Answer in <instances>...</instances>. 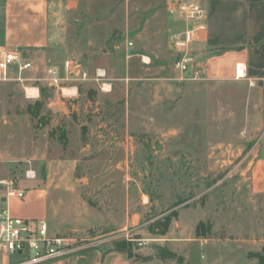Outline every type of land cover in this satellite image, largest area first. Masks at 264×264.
Here are the masks:
<instances>
[{
	"label": "rangeland",
	"instance_id": "obj_1",
	"mask_svg": "<svg viewBox=\"0 0 264 264\" xmlns=\"http://www.w3.org/2000/svg\"><path fill=\"white\" fill-rule=\"evenodd\" d=\"M48 2L54 60H33L23 81H0V178L30 189L56 172L47 165L51 159H76L75 178L93 179L72 178V202L85 212L114 205L117 214L76 217L82 224L59 233L71 238L74 252L124 241L134 264H264V192L253 191L249 173L264 154V94L249 83H213L202 74L178 79L171 15L160 3ZM67 60L74 73L51 87L57 95L38 78ZM96 67L110 68L108 75L95 78V89L82 85L77 72ZM123 69L138 79L117 81ZM73 85L78 93L66 89ZM91 126L102 136L91 138ZM75 130L81 143L93 140L91 149L67 144V132ZM134 192L138 215L128 218L121 210L134 205ZM4 258L13 264L27 252H0V264Z\"/></svg>",
	"mask_w": 264,
	"mask_h": 264
},
{
	"label": "crops",
	"instance_id": "obj_2",
	"mask_svg": "<svg viewBox=\"0 0 264 264\" xmlns=\"http://www.w3.org/2000/svg\"><path fill=\"white\" fill-rule=\"evenodd\" d=\"M126 1L160 3L165 6L167 15H169L168 5L179 0ZM191 1L197 2L205 14L204 28L198 31L196 40L191 44L203 80L234 86H243L249 83L251 87L259 89L264 94L262 87V81H264V0ZM168 26L170 38L174 33L182 30L185 25L181 20L171 16ZM48 45V0H0V49H10L9 47L12 46L31 61L54 60L49 55ZM145 58L148 59L147 56ZM109 70L110 68L106 67L88 68L87 73L91 75L85 79L82 85L92 87V89L97 88L96 74L106 75ZM123 74L116 80L123 81L126 83L125 85L138 79L130 76L127 69H123ZM104 84L107 87L111 86L109 82ZM42 85L45 86L44 82ZM31 88L35 94H38V85L31 86ZM66 89L72 94L78 93L76 85ZM58 90V88L54 89L57 95L59 94ZM88 133L91 138L102 136L101 131L92 126ZM67 135L69 137L68 145L77 146L81 150H89L93 147V140L81 143L80 131L75 130L74 134L72 131L67 132ZM71 137L75 140L73 141ZM54 161L55 159H51L47 165L54 167L56 172L52 175L50 169L44 183L40 180L39 185L36 184L34 188L25 189L22 199L10 197L3 204L12 216L42 219L47 223L51 235L62 236L59 233H65L66 229L72 228L68 225L82 224L75 218H83L84 215H88V212L92 216H99L100 219L117 214L114 205L88 208L86 212L76 207V204L72 202L75 189L71 181L82 180L89 183L93 177L75 178V172L79 165L76 159L71 161L67 158L65 161L60 159ZM93 166L97 167L98 165ZM88 168L90 166H84V170L87 171ZM249 173L253 191L264 192V154L253 162ZM137 199V193L134 192L132 197L134 205L124 206L121 210L123 216L133 218L138 215L137 211L133 210ZM64 215L72 218L67 221V225L64 221H61L62 224L58 221V218ZM109 248L92 247L79 251V253L72 252L61 258L49 259L42 264H134L126 253L109 250ZM82 252L85 253V257L80 258L79 254Z\"/></svg>",
	"mask_w": 264,
	"mask_h": 264
},
{
	"label": "built area",
	"instance_id": "obj_3",
	"mask_svg": "<svg viewBox=\"0 0 264 264\" xmlns=\"http://www.w3.org/2000/svg\"><path fill=\"white\" fill-rule=\"evenodd\" d=\"M167 10L171 16L181 20L185 25L182 30L170 37L172 49L175 51L172 69L180 80L199 79L202 73L197 67L191 44L196 40L198 31L204 28V11L197 2L191 0L173 2L168 5ZM71 66L73 65L70 60L64 62L62 69L47 66L43 71V77L38 80L50 87L61 86L68 79L67 75L74 73ZM33 68V62L25 58L19 50L0 49V81L10 79L23 81L26 78L22 77V73ZM13 69L16 70L14 77L11 76ZM77 73H81V79L88 77L87 71ZM102 76L96 74L95 77ZM262 86L264 88V82ZM71 95L64 96L72 98ZM16 182L14 177L0 178V252L21 254L26 251L27 258L13 264H42L49 259L61 258L77 250L71 238L51 235L44 220L14 217L9 213L8 208L3 205L7 199L10 197L22 199L25 195V189L20 188ZM2 264H9L6 258Z\"/></svg>",
	"mask_w": 264,
	"mask_h": 264
},
{
	"label": "trees",
	"instance_id": "obj_4",
	"mask_svg": "<svg viewBox=\"0 0 264 264\" xmlns=\"http://www.w3.org/2000/svg\"><path fill=\"white\" fill-rule=\"evenodd\" d=\"M40 105V103L39 102H36V109H39V106ZM117 250V251H121V252H124V253H126L127 254V256L129 257V258H131L132 257V254L130 253V251L127 249V247H126V243L124 242V241H122V242H117L113 247H111V248H109V250Z\"/></svg>",
	"mask_w": 264,
	"mask_h": 264
}]
</instances>
